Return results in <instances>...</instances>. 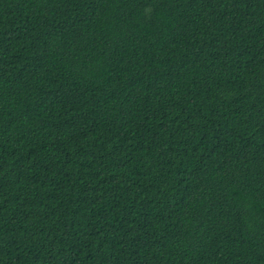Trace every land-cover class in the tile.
Masks as SVG:
<instances>
[{
    "label": "trees",
    "instance_id": "trees-1",
    "mask_svg": "<svg viewBox=\"0 0 264 264\" xmlns=\"http://www.w3.org/2000/svg\"><path fill=\"white\" fill-rule=\"evenodd\" d=\"M0 264H264V0H0Z\"/></svg>",
    "mask_w": 264,
    "mask_h": 264
}]
</instances>
